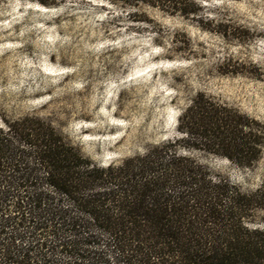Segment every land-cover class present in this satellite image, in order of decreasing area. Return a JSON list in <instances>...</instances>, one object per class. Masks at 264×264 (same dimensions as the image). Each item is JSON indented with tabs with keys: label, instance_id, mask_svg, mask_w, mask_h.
Wrapping results in <instances>:
<instances>
[{
	"label": "trees",
	"instance_id": "trees-1",
	"mask_svg": "<svg viewBox=\"0 0 264 264\" xmlns=\"http://www.w3.org/2000/svg\"><path fill=\"white\" fill-rule=\"evenodd\" d=\"M108 1L199 13L194 0ZM66 126L52 113L0 114V264H264V180L251 189L195 156L250 169L263 124L200 94L175 138L107 167Z\"/></svg>",
	"mask_w": 264,
	"mask_h": 264
},
{
	"label": "rangeland",
	"instance_id": "rangeland-1",
	"mask_svg": "<svg viewBox=\"0 0 264 264\" xmlns=\"http://www.w3.org/2000/svg\"><path fill=\"white\" fill-rule=\"evenodd\" d=\"M46 1L0 0L6 118L67 120L65 134L102 167L175 138L179 111L200 94L264 125V0H194L195 16L141 1ZM195 156L251 189L264 180V147L250 169Z\"/></svg>",
	"mask_w": 264,
	"mask_h": 264
}]
</instances>
